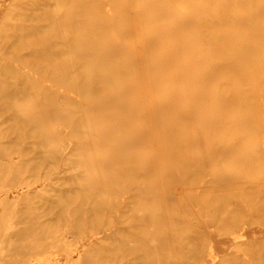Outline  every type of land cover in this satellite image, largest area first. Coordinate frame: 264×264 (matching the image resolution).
Here are the masks:
<instances>
[{"label": "bare ground", "instance_id": "bare-ground-1", "mask_svg": "<svg viewBox=\"0 0 264 264\" xmlns=\"http://www.w3.org/2000/svg\"><path fill=\"white\" fill-rule=\"evenodd\" d=\"M12 1L0 0V25L7 15L20 22L0 48L16 46L12 60L69 81L73 94L39 88L18 65L8 67L0 126L24 122L22 102L35 97L42 116L28 131L62 119L78 134L86 122L88 136L79 146L96 143L107 151L82 158L77 163L86 169L69 166L62 178L68 185L61 192L74 202L75 229L72 239L73 231L63 234L65 263L208 264L209 257L216 264L220 244L224 256L244 249L264 264V185L248 183L252 171L236 177L206 170L223 157L236 164L253 160L231 138H264V64L247 66L264 63V0H21L11 9ZM114 7L117 16L104 13ZM160 23L139 46L106 34L117 25L119 35L129 37L139 26ZM76 32L87 38L78 42ZM59 135L45 133L43 141ZM227 138L229 149L194 154ZM144 146L150 156H131ZM67 148L62 143L59 150ZM218 224L229 229L221 238Z\"/></svg>", "mask_w": 264, "mask_h": 264}, {"label": "rangeland", "instance_id": "rangeland-1", "mask_svg": "<svg viewBox=\"0 0 264 264\" xmlns=\"http://www.w3.org/2000/svg\"><path fill=\"white\" fill-rule=\"evenodd\" d=\"M31 1L28 0L27 4H30ZM20 2L21 0H13L9 6L11 9H16L20 6ZM101 2L109 4L108 0H97L98 4ZM114 8L104 13L117 16V7ZM79 18L81 19V16ZM2 21L0 25V43L4 37L5 40L8 38V32L11 31V28L20 22V20L13 21L10 15L4 16ZM160 26L161 23L150 29L139 26V29L136 28V30H139L137 32L139 34L122 37L119 35L117 25H115L106 31V34L110 35V41L120 39L121 44L139 46L138 43L143 37L151 36V32ZM74 34H76L74 37L78 42L87 38V35L83 33L76 32ZM171 36L170 34V39ZM100 37V35H96L93 40L100 39ZM170 39L163 37V41H169ZM14 48L16 46H11L5 51L0 48V87L3 78L11 73L7 68L18 65L27 72L30 76L29 79L38 84L39 88L46 86L73 94L69 81H57L52 73H40L32 70L29 67L30 63L25 62L22 64L17 61L16 57L12 60L11 52ZM64 56H67V54ZM134 56L136 55L132 53L128 55V57ZM42 61L45 62V60ZM263 64L260 60L248 63L247 66L252 70V68ZM248 75L250 74L248 73ZM253 83L257 90H262L261 78L254 77ZM8 86H11V84ZM36 100L35 97H29L22 102L20 108L23 114L21 113L20 116L23 117L24 122L20 124L9 122L4 126H0V264H66L60 245L61 241L65 240L63 237L65 232L73 231L70 239L75 234V229L71 224L74 217L72 211L74 202L61 192V186L68 185L66 181H62V178L67 175L69 166L74 170L84 171L86 165L82 166L77 163L82 158L89 161V155L95 154L102 157L107 152L98 149L96 143L92 144L91 147L79 146L84 141L83 139L88 136L85 132L86 122L81 125L82 129L78 134L74 133L70 121L62 119H53L52 122L47 123L42 128L28 131L33 122L32 119L36 115L42 116V111L38 112L40 105L38 103L40 102ZM62 111H65V109L62 108ZM49 115L51 113H48ZM53 132H59L60 139L52 138L49 141H43L45 133ZM210 134L216 135L220 132ZM227 139L205 143L194 154L202 155L219 147L229 149L230 139ZM231 140H237L239 148L250 157L252 156L253 160L236 164L232 157H223L208 165L206 170L212 172L219 168L221 172H232L236 177L244 172L252 171L248 176V183L255 187H262L264 185V138L259 137V135L249 137L248 134L240 136L238 139L231 138ZM62 143L68 148L60 151ZM70 148H73L72 152L67 153L66 151ZM149 150L148 146H144L135 155L131 156H135V158L141 155L150 156L145 153ZM56 153L61 155L59 160L54 158ZM56 162L59 164L58 166H56ZM27 187H30V190H26ZM209 198V195L203 197V207L205 201ZM67 214L70 216V220L65 219ZM205 214V212H202V216H206ZM227 230H229L227 226L218 224L215 227V235L221 238L225 236L223 233ZM261 244L260 246L264 247V241ZM217 249L219 256L216 258V264H234L235 261L256 264L252 255L250 253L245 254L244 249H231L226 256L223 254L225 251L223 246L218 244ZM249 249L247 248L248 252ZM77 257L78 255L75 256V259ZM206 258L208 264L213 261L209 257ZM238 258L244 260H238ZM190 264L201 263L194 260Z\"/></svg>", "mask_w": 264, "mask_h": 264}]
</instances>
